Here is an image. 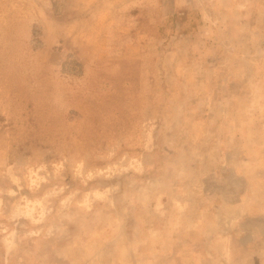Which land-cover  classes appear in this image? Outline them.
Returning a JSON list of instances; mask_svg holds the SVG:
<instances>
[{"label":"rangeland","instance_id":"1","mask_svg":"<svg viewBox=\"0 0 264 264\" xmlns=\"http://www.w3.org/2000/svg\"><path fill=\"white\" fill-rule=\"evenodd\" d=\"M0 264H264V0H0Z\"/></svg>","mask_w":264,"mask_h":264}]
</instances>
